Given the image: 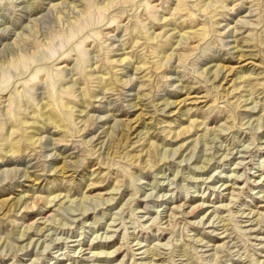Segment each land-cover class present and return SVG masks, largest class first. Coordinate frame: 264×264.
Masks as SVG:
<instances>
[{
	"label": "rangeland",
	"instance_id": "obj_1",
	"mask_svg": "<svg viewBox=\"0 0 264 264\" xmlns=\"http://www.w3.org/2000/svg\"><path fill=\"white\" fill-rule=\"evenodd\" d=\"M262 174L264 0L0 3V264H264Z\"/></svg>",
	"mask_w": 264,
	"mask_h": 264
},
{
	"label": "bare ground",
	"instance_id": "obj_2",
	"mask_svg": "<svg viewBox=\"0 0 264 264\" xmlns=\"http://www.w3.org/2000/svg\"><path fill=\"white\" fill-rule=\"evenodd\" d=\"M207 160H208V159H207ZM209 160H210V159H209ZM238 164H239V163H238ZM261 178H264V174L261 175ZM234 180L239 181V179H238V178H235V177H234ZM236 181L233 182V183H231V184H228V183L226 184V183H225L224 190H227V189H228V190H229V189H230V190H233V191H231V195H234V194H235L234 191H235L236 189H240L239 186H236V183H237ZM260 181H261V180H258V181H257V179H255V180H254V182H255L254 184H255L257 187L260 186V185H263V182L261 183ZM223 186H224V184H223ZM201 198H202V196H201ZM223 198H225V197H223ZM226 199H227V198H226ZM231 199H232V198H231ZM186 204H187V203H186ZM182 206H185V203H184V204L182 203V204L176 205L175 207H172L171 209H172L173 212H174V211H179V209H180ZM204 206H205V205H203V203H198V205H197V204L194 205L195 208H196V207H197V208H203ZM263 206H264V205H263ZM227 207H228V205H224V204H221V205L218 206L219 209H221V208H222V209H223V208L226 209ZM184 208H185V207H184ZM195 208H194V209H195ZM171 209H170V210H171ZM192 211H193V208H192ZM194 211H195V210H194ZM182 213H184V212L182 211ZM186 213H187V212H186ZM187 215L189 216V215H193V214H192V213H191V214L188 213ZM168 216H169V215H168ZM170 217H177V214L174 212V213H172V214L170 215ZM171 219H173V218H171ZM170 221H171V220H170ZM170 223H171V222H170ZM219 223H220V222H219ZM209 227H210V226H209ZM212 227H213V226H212ZM260 231H261V230H260ZM137 245H138V243H137ZM122 248H123L122 246H119V247H118V251H117V254H116L115 256H111V255H113V253L115 254L116 250L109 251L108 253L110 254L111 257H116V256H118V255L121 253ZM141 248H142V247H139L138 249H141ZM81 250H83V248H82ZM84 251H86L85 248H84ZM101 252H102V251H101ZM104 252H105V251H104ZM100 254H101V253H99V252H95V253L93 254V256H95L96 259H98V258H100V256H101ZM79 256H80V255H79ZM74 257H78V256H74ZM106 257H108V256H106Z\"/></svg>",
	"mask_w": 264,
	"mask_h": 264
},
{
	"label": "clouds",
	"instance_id": "obj_3",
	"mask_svg": "<svg viewBox=\"0 0 264 264\" xmlns=\"http://www.w3.org/2000/svg\"><path fill=\"white\" fill-rule=\"evenodd\" d=\"M3 2V0H0V3H2Z\"/></svg>",
	"mask_w": 264,
	"mask_h": 264
}]
</instances>
